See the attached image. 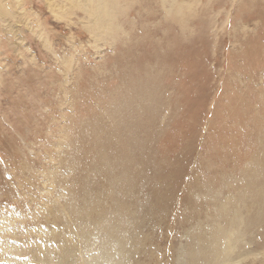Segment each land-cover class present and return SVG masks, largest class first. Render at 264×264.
Wrapping results in <instances>:
<instances>
[{
    "label": "rangeland",
    "instance_id": "rangeland-1",
    "mask_svg": "<svg viewBox=\"0 0 264 264\" xmlns=\"http://www.w3.org/2000/svg\"><path fill=\"white\" fill-rule=\"evenodd\" d=\"M99 1L0 0V264H264V0Z\"/></svg>",
    "mask_w": 264,
    "mask_h": 264
},
{
    "label": "bare ground",
    "instance_id": "bare-ground-1",
    "mask_svg": "<svg viewBox=\"0 0 264 264\" xmlns=\"http://www.w3.org/2000/svg\"><path fill=\"white\" fill-rule=\"evenodd\" d=\"M99 2H98V4L95 5V7L91 11L96 16V20L97 21H102V19H103L102 16H104L105 15L104 13L106 12V10H105L106 9V6H105V4H99ZM89 8H91V7H89ZM89 11H90V9H89ZM118 258H120V257H118Z\"/></svg>",
    "mask_w": 264,
    "mask_h": 264
}]
</instances>
